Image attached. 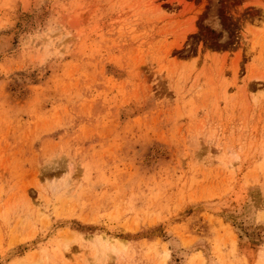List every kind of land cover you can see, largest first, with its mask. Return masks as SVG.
Returning <instances> with one entry per match:
<instances>
[{
	"label": "rangeland",
	"instance_id": "rangeland-1",
	"mask_svg": "<svg viewBox=\"0 0 264 264\" xmlns=\"http://www.w3.org/2000/svg\"><path fill=\"white\" fill-rule=\"evenodd\" d=\"M0 39V264H264V0H0Z\"/></svg>",
	"mask_w": 264,
	"mask_h": 264
},
{
	"label": "bare ground",
	"instance_id": "bare-ground-1",
	"mask_svg": "<svg viewBox=\"0 0 264 264\" xmlns=\"http://www.w3.org/2000/svg\"><path fill=\"white\" fill-rule=\"evenodd\" d=\"M0 48H1V46L3 45V39H0ZM3 47V46H2ZM2 50V49H1ZM112 251H113V249H112Z\"/></svg>",
	"mask_w": 264,
	"mask_h": 264
}]
</instances>
